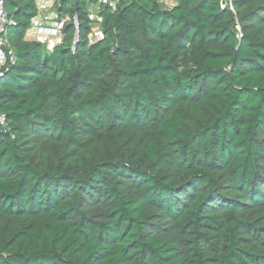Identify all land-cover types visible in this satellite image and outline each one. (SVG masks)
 Instances as JSON below:
<instances>
[{"label":"trees","instance_id":"16d2710c","mask_svg":"<svg viewBox=\"0 0 264 264\" xmlns=\"http://www.w3.org/2000/svg\"><path fill=\"white\" fill-rule=\"evenodd\" d=\"M5 0L0 264H264V0Z\"/></svg>","mask_w":264,"mask_h":264},{"label":"built area","instance_id":"2783aa9c","mask_svg":"<svg viewBox=\"0 0 264 264\" xmlns=\"http://www.w3.org/2000/svg\"><path fill=\"white\" fill-rule=\"evenodd\" d=\"M56 3L57 0L39 2L38 14L32 19L30 29L27 32L31 40L45 45L49 50H53L62 41L63 30L67 22L73 20L76 29H78L77 18L71 19L70 17H65L60 19L57 16ZM116 5L117 3H114L113 0H98L97 5L89 9L90 19L94 24L90 42L104 38L101 29L103 19L99 14H94L93 10L95 8L100 9L102 6H108L116 10ZM8 24L5 0H0V76L3 67L7 63L14 61V53L8 40ZM0 127L5 130L7 128V117L3 114H0Z\"/></svg>","mask_w":264,"mask_h":264},{"label":"rangeland","instance_id":"374dc122","mask_svg":"<svg viewBox=\"0 0 264 264\" xmlns=\"http://www.w3.org/2000/svg\"><path fill=\"white\" fill-rule=\"evenodd\" d=\"M113 1H114V3H117L118 0H113ZM160 2L163 5V7H166V8H169L173 5V0H162V1L160 0ZM98 10H99V8H95L93 10V13L97 15Z\"/></svg>","mask_w":264,"mask_h":264},{"label":"crops","instance_id":"0c3cea01","mask_svg":"<svg viewBox=\"0 0 264 264\" xmlns=\"http://www.w3.org/2000/svg\"><path fill=\"white\" fill-rule=\"evenodd\" d=\"M44 1H47V0H40V2H44ZM27 40H31L29 35H27Z\"/></svg>","mask_w":264,"mask_h":264}]
</instances>
